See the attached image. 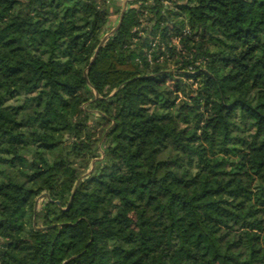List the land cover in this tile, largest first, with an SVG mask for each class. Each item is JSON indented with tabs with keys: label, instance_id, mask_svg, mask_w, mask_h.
Instances as JSON below:
<instances>
[{
	"label": "trees",
	"instance_id": "1",
	"mask_svg": "<svg viewBox=\"0 0 264 264\" xmlns=\"http://www.w3.org/2000/svg\"><path fill=\"white\" fill-rule=\"evenodd\" d=\"M169 1L0 0V264H264V0Z\"/></svg>",
	"mask_w": 264,
	"mask_h": 264
},
{
	"label": "rangeland",
	"instance_id": "2",
	"mask_svg": "<svg viewBox=\"0 0 264 264\" xmlns=\"http://www.w3.org/2000/svg\"><path fill=\"white\" fill-rule=\"evenodd\" d=\"M118 4L121 6V7H123V4H124V1L123 0H118ZM119 18H120V14H118V13H115V14H112V16H111V25L112 26H114L117 22H118V20H119ZM112 29H110L109 31H107L106 33H105V35H108L109 33H110V31H111ZM98 95V94H97ZM97 105H99V104H97ZM100 105H102V104H100ZM10 114H9V112L7 111V110H2L1 112H0V116L1 117H6V116H9ZM39 201H40V198L38 199ZM10 232V228L9 227H7L5 230H2V232H1V236H3V235H5V240H7V239H9L8 238V233ZM4 238L2 239V238H0V247H2L1 246V244H2V242L3 241H5L4 240Z\"/></svg>",
	"mask_w": 264,
	"mask_h": 264
},
{
	"label": "water",
	"instance_id": "3",
	"mask_svg": "<svg viewBox=\"0 0 264 264\" xmlns=\"http://www.w3.org/2000/svg\"><path fill=\"white\" fill-rule=\"evenodd\" d=\"M127 1H128V0H125V1H124L123 7H122V10H121V14H120V19H119V23H118V25H117L114 29H112L108 35H105V37L102 39L101 44H100L99 47L97 48L96 53H95L93 59L96 57V55H97V53H98V51H99V48H100V46L102 45V43H103V41L105 40V38H106L107 36H109L111 33H113V32L116 30V28H118V26L120 25L121 20H122V18H123V15H124V13H125V10H126Z\"/></svg>",
	"mask_w": 264,
	"mask_h": 264
},
{
	"label": "built area",
	"instance_id": "4",
	"mask_svg": "<svg viewBox=\"0 0 264 264\" xmlns=\"http://www.w3.org/2000/svg\"><path fill=\"white\" fill-rule=\"evenodd\" d=\"M131 1H135V3L133 4V6H135V7H139L140 5L143 4V0H131ZM162 3L168 5V4H170L171 2H170L169 0H162ZM156 41H157V40H155V41L153 42V45L156 43ZM149 57H151V54L149 55ZM161 58H163V56H161Z\"/></svg>",
	"mask_w": 264,
	"mask_h": 264
},
{
	"label": "crops",
	"instance_id": "5",
	"mask_svg": "<svg viewBox=\"0 0 264 264\" xmlns=\"http://www.w3.org/2000/svg\"><path fill=\"white\" fill-rule=\"evenodd\" d=\"M123 1H125V0H123ZM128 1H131V0H128ZM128 1H127V4H128Z\"/></svg>",
	"mask_w": 264,
	"mask_h": 264
}]
</instances>
